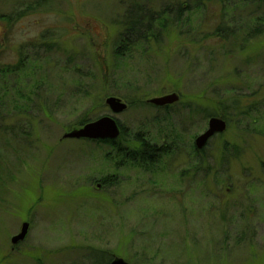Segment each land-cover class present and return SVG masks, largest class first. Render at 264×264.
<instances>
[{
    "label": "rangeland",
    "instance_id": "1",
    "mask_svg": "<svg viewBox=\"0 0 264 264\" xmlns=\"http://www.w3.org/2000/svg\"><path fill=\"white\" fill-rule=\"evenodd\" d=\"M175 2L0 0V264H264V7L225 0L216 41L218 0L181 20ZM136 6L166 9L167 28L118 57ZM108 97L145 105L113 114ZM232 99L252 113L229 109L196 151L203 110L222 119ZM101 117L125 127L123 152L62 138ZM135 134L165 154L134 161Z\"/></svg>",
    "mask_w": 264,
    "mask_h": 264
},
{
    "label": "trees",
    "instance_id": "2",
    "mask_svg": "<svg viewBox=\"0 0 264 264\" xmlns=\"http://www.w3.org/2000/svg\"><path fill=\"white\" fill-rule=\"evenodd\" d=\"M213 0H176L173 7L176 9L177 18L181 20L185 14H189L193 11H207L208 5L211 4ZM242 2L244 6L247 8L249 6H256V7H264V0H254L252 3ZM225 0H218L219 5V14L221 15L220 23L218 25H215V27L212 29L211 35L214 40L216 41H223L225 40L221 33L225 32V28H223V22H222V14L226 12L225 7ZM150 5L149 7H151ZM255 7V9H256ZM246 8V9H247ZM130 9V8H129ZM165 11L162 13H155L152 9H142L138 6L131 8L126 15L125 21L122 23L123 28V36L121 37L118 46L115 50V54L118 57H122L124 54L122 53V50L127 51L129 48L135 45L136 42H146L150 39V37L153 38V30L155 28H161L166 29L167 25V19L170 16V12H168L166 9H163ZM250 10V8L248 9ZM251 12L253 13V9L251 8ZM249 11L248 14H251ZM255 35V34H254ZM231 107L225 106V108L221 109L220 117H222V120L228 123L229 120V112L231 109L232 111L236 112L238 116H247L252 113L254 102L253 101H245L242 102L238 99H232L231 100ZM127 104L129 107H138V106H144L145 104L140 103L137 100H127ZM148 104V103H147ZM217 104V103H216ZM166 110L167 107L160 108V110ZM219 109V106L216 108ZM219 112V110H218ZM218 114V113H217ZM217 114H214L210 109L209 110H203L202 115L205 117V119H210L212 117L217 118ZM225 115V116H224ZM97 120V119H95ZM86 123V119L81 121L77 126L79 128L83 127ZM119 126L120 129V136L115 141H99L101 143L110 144L112 146H117L119 151H122L123 149L119 146L120 143H123L125 141L126 137V129L123 126ZM134 144L139 146V149L133 152V155L135 156L133 159L136 161L138 159L139 163L145 164H152L154 161L152 160L153 157H157V159L161 156V154H165L166 148L163 147L159 148L157 145H154L152 140L139 138L138 134H135ZM139 138V139H138ZM123 152V151H122ZM93 254V256H92ZM100 254V256L103 258H106V262L100 263V256H97ZM90 257H94L96 260L95 262L97 264H110L112 259L109 257L108 254L104 252L95 253L92 252Z\"/></svg>",
    "mask_w": 264,
    "mask_h": 264
},
{
    "label": "water",
    "instance_id": "3",
    "mask_svg": "<svg viewBox=\"0 0 264 264\" xmlns=\"http://www.w3.org/2000/svg\"><path fill=\"white\" fill-rule=\"evenodd\" d=\"M176 94L166 95L160 98L149 100V105L157 108L170 106L178 102ZM105 105L113 114H120L127 109V104L115 97H108ZM207 124V129L194 140L196 151H201L213 136L221 134L226 130V122L220 118L212 117ZM120 136V129L115 119L111 117H101L94 122L85 124L79 130H74L63 135V139L92 140V141H115ZM29 224L23 223L20 232L11 238V244L17 246L23 243L27 237ZM110 264H128L121 258H114Z\"/></svg>",
    "mask_w": 264,
    "mask_h": 264
}]
</instances>
